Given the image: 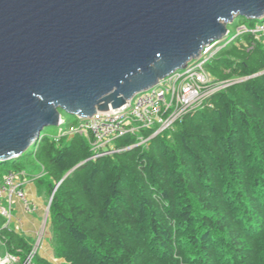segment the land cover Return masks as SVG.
I'll return each instance as SVG.
<instances>
[{
  "label": "trees",
  "instance_id": "obj_1",
  "mask_svg": "<svg viewBox=\"0 0 264 264\" xmlns=\"http://www.w3.org/2000/svg\"><path fill=\"white\" fill-rule=\"evenodd\" d=\"M250 43L206 64L216 80L244 79L171 129H143L145 143L126 135L93 157L83 136L41 135L31 154L44 170L35 181L53 193L59 262L35 252L33 264H264V45ZM22 155L7 170H23ZM5 223L0 215V240L25 260L32 237Z\"/></svg>",
  "mask_w": 264,
  "mask_h": 264
},
{
  "label": "water",
  "instance_id": "obj_2",
  "mask_svg": "<svg viewBox=\"0 0 264 264\" xmlns=\"http://www.w3.org/2000/svg\"><path fill=\"white\" fill-rule=\"evenodd\" d=\"M236 17L264 18V0H0V164L62 113L120 107L183 69Z\"/></svg>",
  "mask_w": 264,
  "mask_h": 264
},
{
  "label": "built area",
  "instance_id": "obj_3",
  "mask_svg": "<svg viewBox=\"0 0 264 264\" xmlns=\"http://www.w3.org/2000/svg\"><path fill=\"white\" fill-rule=\"evenodd\" d=\"M263 32L264 18H261L257 25L250 28L243 26L238 33H248L257 37ZM224 37L223 39L227 42H231L235 38ZM220 41H215L204 47L199 56L190 60L183 69L176 70L159 80L151 88L135 94L122 106L109 108L105 111H96L90 117L81 118L78 123L70 124L68 128L61 129L60 133L54 136V139L59 140L62 137L72 135L83 136L90 144L93 157H97L113 152V142L119 137L132 135L143 141L141 134L143 129L153 131L149 137L163 130L171 129L183 116L204 107V104H208L210 97L217 91L237 81L235 79L216 80L206 69V64L221 48L216 51L213 49ZM62 123L63 120L61 119L59 125ZM43 174L42 168L39 175H31V178L37 179ZM27 176L25 170H7L2 177L0 183V215L7 220L5 226L10 223L13 215V198L21 202L25 211L33 210L23 188ZM34 253L33 250L23 264H33ZM6 255L0 259V264L11 263L15 259L11 254L7 253Z\"/></svg>",
  "mask_w": 264,
  "mask_h": 264
},
{
  "label": "rangeland",
  "instance_id": "obj_4",
  "mask_svg": "<svg viewBox=\"0 0 264 264\" xmlns=\"http://www.w3.org/2000/svg\"><path fill=\"white\" fill-rule=\"evenodd\" d=\"M257 24H258V20H249V19H246L244 17H236L233 20V22H231L227 25L228 34H227V36H225V37L230 38V39L232 37H235L234 40L231 42H227V40H225V39H223L221 41L219 40L220 42L217 43V45H215V47L213 48L214 51H216L220 47H221L220 49H222L223 47L229 45L232 42L235 43V42L244 41V37L246 35L251 37V43L248 45V49H252L257 43L264 45V32L262 34L258 35L257 37H255L251 34H248V33H241V34L238 33L240 30H242L243 26L250 28V27L257 25ZM250 45H252V47H250ZM220 49H218L217 52H219ZM217 52H215V54ZM235 79L236 80H242L244 78H235ZM204 106H205V104H204ZM62 120H63L62 125L46 126L41 131V135L52 138V137L58 135L60 133L61 129H66V128H68V126L70 124H72L74 122L78 123L80 121V119L78 117H76L74 115L67 114V113L62 114ZM148 138L149 137L145 138L143 136L144 140L141 141L139 139V142L137 144L145 143ZM32 147L33 146H30L25 151V153L19 158L18 161L21 164V166H23V168L26 170L28 175L30 174V175L36 176V175H39L41 173L42 168H41V165L39 164V162L34 158V155L31 154ZM11 165H12L11 163L0 164V171H2L4 173ZM51 195L49 196V200H50ZM44 214H45L44 215L45 218H43V222H42L41 226L36 230V232H34V234L28 235V236H31L33 239L32 240V244H33L32 246H33V250L35 252H38L39 254H41V253L43 254L45 252L47 256H49V255L52 256L51 261L58 263L59 261L57 260V258L54 257L53 252H52V248H51V232H50V228H49V210H48V208H47V210H45ZM12 217H14V216L12 215ZM6 222H7V220H6ZM13 222H14V224H13ZM6 226L9 229H13V230L18 231L19 233L24 234L21 231L20 222L19 223L16 222L15 219L12 220V218H11L10 223H8ZM7 253L11 254L13 257H15V259L12 260L11 263H9V264H23L24 263L25 260H22L19 256L8 252L5 249L3 242L0 240V259H3L4 257H6Z\"/></svg>",
  "mask_w": 264,
  "mask_h": 264
},
{
  "label": "crops",
  "instance_id": "obj_5",
  "mask_svg": "<svg viewBox=\"0 0 264 264\" xmlns=\"http://www.w3.org/2000/svg\"><path fill=\"white\" fill-rule=\"evenodd\" d=\"M3 175L4 173L0 178V183ZM23 188L31 206L33 207V210L29 212L25 211L21 202L18 199L13 198L12 213L14 217H12V220L15 219L16 222H20L21 231L25 235H32L41 226L43 218H45L44 213L48 208L49 196L45 186L35 181V179H32L30 174L26 177ZM41 255L51 260V255L47 256L45 252L43 254L41 253Z\"/></svg>",
  "mask_w": 264,
  "mask_h": 264
}]
</instances>
